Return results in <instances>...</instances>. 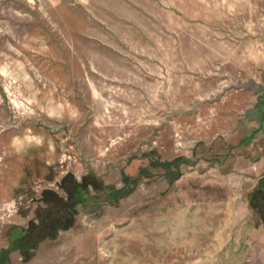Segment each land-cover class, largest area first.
Masks as SVG:
<instances>
[{
  "label": "rangeland",
  "instance_id": "1",
  "mask_svg": "<svg viewBox=\"0 0 264 264\" xmlns=\"http://www.w3.org/2000/svg\"><path fill=\"white\" fill-rule=\"evenodd\" d=\"M259 145L264 0H0V264H264Z\"/></svg>",
  "mask_w": 264,
  "mask_h": 264
},
{
  "label": "crops",
  "instance_id": "2",
  "mask_svg": "<svg viewBox=\"0 0 264 264\" xmlns=\"http://www.w3.org/2000/svg\"><path fill=\"white\" fill-rule=\"evenodd\" d=\"M263 146H264V145H263ZM263 146H262V145H259V148L262 149ZM234 161H235V160H234ZM234 161H233V162H234ZM235 162H238V163H239V160L237 159ZM253 164H254V165H253V166H254V169H257L256 167H257L258 165L260 166V164L257 165L256 162H253Z\"/></svg>",
  "mask_w": 264,
  "mask_h": 264
}]
</instances>
